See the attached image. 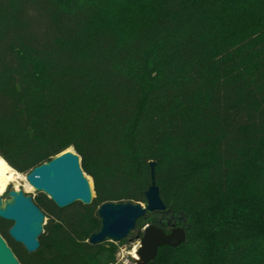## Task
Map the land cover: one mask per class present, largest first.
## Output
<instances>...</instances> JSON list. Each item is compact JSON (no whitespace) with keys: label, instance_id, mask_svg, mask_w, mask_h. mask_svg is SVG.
I'll use <instances>...</instances> for the list:
<instances>
[{"label":"trees","instance_id":"obj_1","mask_svg":"<svg viewBox=\"0 0 264 264\" xmlns=\"http://www.w3.org/2000/svg\"><path fill=\"white\" fill-rule=\"evenodd\" d=\"M73 148L90 205L60 208L23 264H117L89 241L105 202L167 205L136 228L185 225L155 264H264V0H0V156L31 170ZM143 231L141 232V235Z\"/></svg>","mask_w":264,"mask_h":264},{"label":"water","instance_id":"obj_2","mask_svg":"<svg viewBox=\"0 0 264 264\" xmlns=\"http://www.w3.org/2000/svg\"><path fill=\"white\" fill-rule=\"evenodd\" d=\"M156 162H151L152 183L146 190V202H105L98 213L101 229L91 234L89 241L101 243L105 240L120 241L132 234L138 220L147 212L167 208L160 187L156 182ZM27 181L38 192H43L60 208L76 202L90 205L95 197L94 184L82 167L80 154L72 148L50 160L34 166L27 174ZM0 218L10 221L8 232L12 239L30 252L41 247L40 237L47 224L46 213L37 205L34 196L24 189L8 188L0 195ZM137 264H155L160 247H178L187 240L185 225L171 226L169 231L156 222L146 224L139 236ZM0 264H23L6 238L0 232Z\"/></svg>","mask_w":264,"mask_h":264},{"label":"rangeland","instance_id":"obj_3","mask_svg":"<svg viewBox=\"0 0 264 264\" xmlns=\"http://www.w3.org/2000/svg\"><path fill=\"white\" fill-rule=\"evenodd\" d=\"M0 159H4V158L0 156ZM11 167L15 171H17L20 175H22V177L17 179V180L9 181V183L6 187V190L3 193H1V195H6L8 188H15V189L22 188L27 193H31L32 195L35 196L37 191L23 177V176H26V174L29 172V170H19V169L13 167L12 165H11ZM88 176L90 177V180L93 183V178L90 175H88ZM95 196H96V192H95ZM47 220H48V218H47ZM145 226L146 225L142 226L140 229L136 228L132 232V234L127 237V243L120 245V249L118 252L117 264H137V262L135 261L134 254H135V252L138 253L139 247L141 245L139 236L141 235V232L144 230Z\"/></svg>","mask_w":264,"mask_h":264},{"label":"bare ground","instance_id":"obj_4","mask_svg":"<svg viewBox=\"0 0 264 264\" xmlns=\"http://www.w3.org/2000/svg\"><path fill=\"white\" fill-rule=\"evenodd\" d=\"M21 177L22 175H20L17 171H15L6 160L0 159V195L6 190V187L9 181L17 180ZM23 177L25 180H27L26 176H23ZM134 256L135 258H139V255L137 252H135Z\"/></svg>","mask_w":264,"mask_h":264},{"label":"flooded vegetation","instance_id":"obj_5","mask_svg":"<svg viewBox=\"0 0 264 264\" xmlns=\"http://www.w3.org/2000/svg\"><path fill=\"white\" fill-rule=\"evenodd\" d=\"M40 194H45V193H43V192H38L37 191V193L35 194V196H34V199L37 197V196H39ZM48 198H49V196L47 195V194H45ZM23 246V245H22ZM24 247V246H23Z\"/></svg>","mask_w":264,"mask_h":264}]
</instances>
